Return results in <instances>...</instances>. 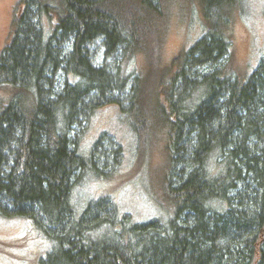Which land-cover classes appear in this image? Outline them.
<instances>
[{"label": "trees", "instance_id": "obj_1", "mask_svg": "<svg viewBox=\"0 0 264 264\" xmlns=\"http://www.w3.org/2000/svg\"><path fill=\"white\" fill-rule=\"evenodd\" d=\"M180 1L203 28L161 64L166 0H19L0 50V218L48 241L37 264H264V53L230 66L245 0ZM108 104L140 151L163 140L165 221L135 222L105 195L76 209L83 178L122 161L106 132L79 148Z\"/></svg>", "mask_w": 264, "mask_h": 264}, {"label": "rangeland", "instance_id": "obj_2", "mask_svg": "<svg viewBox=\"0 0 264 264\" xmlns=\"http://www.w3.org/2000/svg\"><path fill=\"white\" fill-rule=\"evenodd\" d=\"M19 0H0V50L10 37V23ZM167 28L160 49L161 64L168 62L182 48H187L203 28L201 15L195 3L166 0ZM231 40V67L250 72L264 53V0H245L235 10L229 32ZM144 66L141 55L129 65ZM0 92L4 90L0 89ZM116 104L100 107L89 120L79 148L88 154L102 132L114 137L122 146L123 157L110 177L86 176L74 191L76 209L100 196H110L120 212L128 213L135 222L152 218L167 220L171 212L168 203L158 197L162 189L156 181L164 162L163 140L155 139L148 149L140 151L134 131L123 118ZM125 116V115H124ZM108 147L107 143H104ZM85 154V155H86ZM90 172V171H89ZM73 199V201H74ZM48 248L44 239L28 221L20 218H0V264H37Z\"/></svg>", "mask_w": 264, "mask_h": 264}]
</instances>
